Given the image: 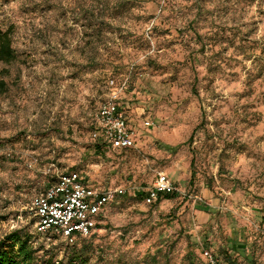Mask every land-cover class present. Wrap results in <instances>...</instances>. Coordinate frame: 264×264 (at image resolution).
I'll return each instance as SVG.
<instances>
[{"label":"rangeland","instance_id":"1","mask_svg":"<svg viewBox=\"0 0 264 264\" xmlns=\"http://www.w3.org/2000/svg\"><path fill=\"white\" fill-rule=\"evenodd\" d=\"M6 29L16 58L0 61L11 152L0 154V236L24 229L62 264H203V247L264 264V0H0ZM111 78L128 79L133 146L96 153ZM50 163L126 189L74 245L35 229L31 201L53 182ZM157 172L176 196L147 205L137 195ZM205 186L219 200L206 223L195 212Z\"/></svg>","mask_w":264,"mask_h":264},{"label":"built area","instance_id":"2","mask_svg":"<svg viewBox=\"0 0 264 264\" xmlns=\"http://www.w3.org/2000/svg\"><path fill=\"white\" fill-rule=\"evenodd\" d=\"M109 93L100 104L93 122L91 137L100 141L111 149H129L133 145L131 127L127 117L121 110L119 99L126 87V79L117 82L111 78L107 81ZM150 125L149 121L144 122ZM1 139V137H0ZM10 156V149L1 148L0 154ZM38 159L31 157L27 163L33 167ZM53 182L42 192L36 194L30 210L35 218V229L39 234H51L61 237L67 244H73L78 237H86L96 230L97 217L107 204L116 196H122L126 189L116 187L113 189L99 190L88 184L78 170L59 171L54 163H50L44 170ZM177 188L167 174L157 172L155 180L144 193V203L150 204L163 193H171ZM201 254L205 264H222L218 256L208 248H202Z\"/></svg>","mask_w":264,"mask_h":264},{"label":"trees","instance_id":"3","mask_svg":"<svg viewBox=\"0 0 264 264\" xmlns=\"http://www.w3.org/2000/svg\"><path fill=\"white\" fill-rule=\"evenodd\" d=\"M15 58H16L15 51L11 45L10 30L9 29L0 30V61L5 64H10L15 60ZM3 85L4 83L0 81V87ZM127 88H128V79L126 78V87L123 93H125ZM121 98H122V95L119 99V104H120L121 110H123V107H121L122 106ZM92 128H93V124H92ZM104 148H109V147H107L104 143L100 141H95L94 151L96 153H100L102 149ZM122 150H125V149H122ZM2 156L7 157L6 155H2ZM193 162L194 161L192 159L190 162V166H191L190 167L191 168L190 180H193L194 175H195L192 170ZM206 188L208 189L209 187L205 186L204 189L202 190V193L206 190ZM137 196L143 200L144 193L141 192ZM175 196H176V191L171 192V193H163V194H160L156 198L155 201L147 205L154 204L156 201L160 202L162 199L169 200V199L174 198ZM105 209L97 217L96 228H98L100 224V221H101V218L103 216ZM34 222H35V219H34ZM91 235L86 236V237H90ZM86 237H78L76 241L70 245H74L76 244L78 239L86 238ZM45 251L43 250V247L35 246L34 241L32 240V236L30 235L29 232H27L24 229H14L0 236V264H62L59 260H56L52 256H49L46 253H44ZM39 252H42L41 255H39ZM201 258L203 260V264H205L202 254H201ZM225 260H227L226 261L227 264L233 263V261L231 259H228V257L226 256H225Z\"/></svg>","mask_w":264,"mask_h":264},{"label":"crops","instance_id":"4","mask_svg":"<svg viewBox=\"0 0 264 264\" xmlns=\"http://www.w3.org/2000/svg\"><path fill=\"white\" fill-rule=\"evenodd\" d=\"M132 141H133V139H132ZM203 196H204V198H208L206 201H208L209 203H206V205L200 206V208H198L195 212L197 213V217L199 218L200 222H205L206 223L209 220V216H210L209 215V212H210L209 206H211V207H213V206L214 207H217L219 205V200H218V198H216L207 189L203 192ZM206 240H210V238L209 239H206ZM225 256L228 257L227 254L222 253V257H223V260H224V261L222 260V264H227V262H226L227 260H225ZM228 259H230V258L228 257Z\"/></svg>","mask_w":264,"mask_h":264}]
</instances>
